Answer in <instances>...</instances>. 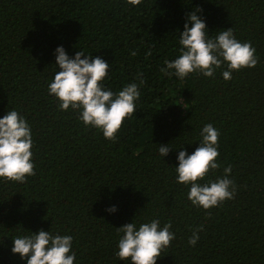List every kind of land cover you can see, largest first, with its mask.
Returning <instances> with one entry per match:
<instances>
[{
  "label": "trees",
  "instance_id": "16d2710c",
  "mask_svg": "<svg viewBox=\"0 0 264 264\" xmlns=\"http://www.w3.org/2000/svg\"><path fill=\"white\" fill-rule=\"evenodd\" d=\"M197 9L209 36L232 28L250 42L257 65L227 81L222 68L183 80L163 71ZM61 45L69 56L105 59L103 84L113 91L143 80L115 140L48 95ZM13 108L31 126L35 174L0 180V264H26L11 253V238L40 229L73 237L74 264H127L114 255L116 227L153 218L175 233L156 264H264V0H0V116ZM206 123L220 133V167L201 182L231 165L236 187L208 210L191 205L174 172L179 148L194 151ZM156 144H169L167 156ZM110 205L115 213L105 211Z\"/></svg>",
  "mask_w": 264,
  "mask_h": 264
},
{
  "label": "clouds",
  "instance_id": "9594fccd",
  "mask_svg": "<svg viewBox=\"0 0 264 264\" xmlns=\"http://www.w3.org/2000/svg\"><path fill=\"white\" fill-rule=\"evenodd\" d=\"M139 2L128 0L132 5ZM197 11L186 16L183 31L179 32V54L164 62L163 71L183 80L194 72L213 77L216 69L222 68L221 77L227 81L233 71L257 65L256 49L250 42L236 39L232 28L221 29L215 36H209V30ZM54 57L57 70L47 84V92L57 100L58 109L77 112V119L84 126L98 129L105 139L115 140L123 120L136 110L135 101L140 96L139 86L143 80L140 85L128 83L113 91L103 84L110 68L105 59L83 51L69 56L62 45L55 48ZM219 135L218 129L206 123L200 129L194 151L188 153L181 146L176 155L175 181L188 188L186 198L191 205L204 210L233 199L236 192L235 183L230 178L231 165L224 167L223 175L215 180L201 182L210 170L220 167L216 159ZM156 145L159 156H167L171 148L169 144ZM32 146L31 126L22 114L13 108L0 116V180L23 183L27 176L35 174ZM105 211L115 213L116 205H110ZM171 227L170 221L161 225L157 218L142 223L132 219L116 227L120 235L114 255L118 261H127V264H156L161 251L175 238ZM202 229L201 225L192 231L189 246L197 243ZM26 232L11 238L10 249L26 264H74L76 261L71 235L43 229Z\"/></svg>",
  "mask_w": 264,
  "mask_h": 264
}]
</instances>
